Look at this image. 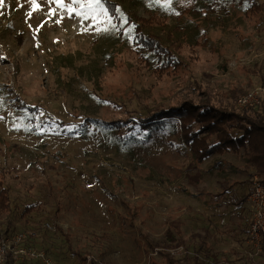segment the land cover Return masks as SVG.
I'll list each match as a JSON object with an SVG mask.
<instances>
[{
    "label": "rangeland",
    "instance_id": "obj_1",
    "mask_svg": "<svg viewBox=\"0 0 264 264\" xmlns=\"http://www.w3.org/2000/svg\"><path fill=\"white\" fill-rule=\"evenodd\" d=\"M102 1L117 3L119 26L109 12L94 22L51 0H37L36 10L29 0L0 6V176L10 205V225L0 219V233L30 229L29 242L60 264L88 257L164 264L160 251L192 256L198 239L228 264H264L249 241L246 200L228 206L250 193L255 169L245 166L243 150L193 167L170 129L107 124L195 97L190 77L220 94L261 83L264 14L248 15L246 0H227L222 18L208 21L206 46L194 45L198 32L187 20L174 34L185 67L158 79L135 56L126 12L160 17L165 28L152 31L164 37L179 9L211 0H172L168 8L164 0ZM255 1L264 9V0ZM217 161L221 167L212 168Z\"/></svg>",
    "mask_w": 264,
    "mask_h": 264
},
{
    "label": "trees",
    "instance_id": "obj_2",
    "mask_svg": "<svg viewBox=\"0 0 264 264\" xmlns=\"http://www.w3.org/2000/svg\"><path fill=\"white\" fill-rule=\"evenodd\" d=\"M231 1L239 3L243 0H229ZM246 1V13L261 18L264 14L263 6L255 0ZM227 2L226 0L221 4L220 0H211L205 7L179 9L174 27L166 30L164 37L152 31L156 27L165 28L166 23L160 17L156 15L142 17L132 11L126 12V24L133 27L132 44L135 56L145 64L151 65L152 72L158 79L176 76L186 63L181 59L182 43L174 34L182 32L188 20L198 32L194 38V45L206 46L209 44L208 21L210 18L220 20L222 16L218 10L226 12ZM102 3L119 26L117 3L113 1ZM261 81H264V76H261ZM189 83L188 90L193 91L195 97L179 99L178 103L147 112L135 121L117 119L108 121L107 124L117 131L122 127L130 130L135 126L140 131L170 129L187 148L193 167L214 154H223L227 150L238 153L243 150L245 166L253 167L264 181V99L257 107L238 109L233 104L240 93L238 88H231L220 94L203 88L192 77ZM221 165L222 163L217 161L212 168H220ZM8 193L3 176H0V219L5 217L4 222L10 225ZM247 196L243 194L230 198L228 206L242 205ZM193 237L198 235L195 234ZM159 254L163 257L164 264H228V261L218 259L202 239H198V247L192 256L184 255L177 258L169 251H160Z\"/></svg>",
    "mask_w": 264,
    "mask_h": 264
},
{
    "label": "built area",
    "instance_id": "obj_3",
    "mask_svg": "<svg viewBox=\"0 0 264 264\" xmlns=\"http://www.w3.org/2000/svg\"><path fill=\"white\" fill-rule=\"evenodd\" d=\"M264 99V81L239 94L235 104L240 109L257 107ZM250 193L246 198V223L251 245L258 254H264V181L253 173ZM93 187L92 183L86 185ZM46 228L52 226L48 223ZM34 233L30 229H16L0 233V264H60L45 249L29 242ZM88 257L81 264H90Z\"/></svg>",
    "mask_w": 264,
    "mask_h": 264
},
{
    "label": "snow or ice",
    "instance_id": "obj_4",
    "mask_svg": "<svg viewBox=\"0 0 264 264\" xmlns=\"http://www.w3.org/2000/svg\"><path fill=\"white\" fill-rule=\"evenodd\" d=\"M51 2L57 4L62 9H66L69 15L75 13L85 20L91 19L94 22H98V14L102 13L104 16L108 15V10L104 7V4L101 3V0H72V3L67 5L63 0H51ZM171 2L172 0H164L163 7L168 8L171 5ZM29 3L33 10H36L39 7L37 0H29ZM2 5L3 0H0V6ZM73 5H78L79 7H73ZM28 15L31 16V12H29ZM103 30L107 31V29Z\"/></svg>",
    "mask_w": 264,
    "mask_h": 264
}]
</instances>
